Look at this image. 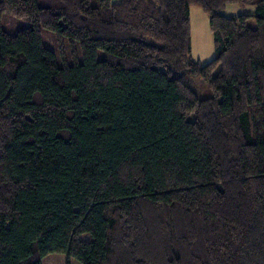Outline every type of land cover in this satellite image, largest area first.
<instances>
[{"label": "trees", "instance_id": "trees-1", "mask_svg": "<svg viewBox=\"0 0 264 264\" xmlns=\"http://www.w3.org/2000/svg\"><path fill=\"white\" fill-rule=\"evenodd\" d=\"M231 3L0 0V264H264V0Z\"/></svg>", "mask_w": 264, "mask_h": 264}, {"label": "rangeland", "instance_id": "rangeland-1", "mask_svg": "<svg viewBox=\"0 0 264 264\" xmlns=\"http://www.w3.org/2000/svg\"><path fill=\"white\" fill-rule=\"evenodd\" d=\"M247 1L248 3L246 5H241L239 3L228 4L224 10V14L230 16L238 14H255V6L252 4L254 0ZM191 19L193 59L200 61L202 64H206L210 62L215 55L214 34L209 25V16L204 13L200 7L194 6L191 8ZM2 21L5 29L10 33H15L28 24L25 19L12 14H5ZM255 22V19L251 20L252 24H255ZM43 35L46 45L57 48L58 43L52 34L44 33ZM81 237L83 239L91 238L89 234H83ZM41 262L42 264H82L79 260L69 257L64 252L51 253L45 256Z\"/></svg>", "mask_w": 264, "mask_h": 264}, {"label": "crops", "instance_id": "crops-1", "mask_svg": "<svg viewBox=\"0 0 264 264\" xmlns=\"http://www.w3.org/2000/svg\"><path fill=\"white\" fill-rule=\"evenodd\" d=\"M204 12V11H203ZM205 13V12H204ZM191 22H192V19H191ZM209 25H210V21H209Z\"/></svg>", "mask_w": 264, "mask_h": 264}]
</instances>
